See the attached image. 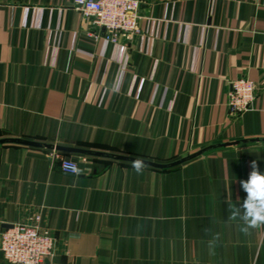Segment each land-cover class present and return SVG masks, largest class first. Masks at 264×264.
Masks as SVG:
<instances>
[{
    "label": "crops",
    "instance_id": "1",
    "mask_svg": "<svg viewBox=\"0 0 264 264\" xmlns=\"http://www.w3.org/2000/svg\"><path fill=\"white\" fill-rule=\"evenodd\" d=\"M241 76L257 98L233 117ZM7 138L41 146L0 143V240L39 216L56 239L41 264H264V229L244 236L225 201L250 161L264 172V0H142L117 43L74 0H0Z\"/></svg>",
    "mask_w": 264,
    "mask_h": 264
},
{
    "label": "built area",
    "instance_id": "2",
    "mask_svg": "<svg viewBox=\"0 0 264 264\" xmlns=\"http://www.w3.org/2000/svg\"><path fill=\"white\" fill-rule=\"evenodd\" d=\"M75 8L96 26L104 28L106 40L117 43L121 35L132 37L139 32L142 0H74ZM257 98L256 83L247 76L232 81L228 106L233 117L241 116L254 106ZM63 160L57 166L61 169ZM12 224L1 233L0 252L10 264H41L56 251V239L42 231L37 221Z\"/></svg>",
    "mask_w": 264,
    "mask_h": 264
},
{
    "label": "clouds",
    "instance_id": "3",
    "mask_svg": "<svg viewBox=\"0 0 264 264\" xmlns=\"http://www.w3.org/2000/svg\"><path fill=\"white\" fill-rule=\"evenodd\" d=\"M113 91H118V89H113ZM131 166L134 172L140 175L143 174L146 163L142 159H134L131 161ZM249 167L251 171L247 179L239 181L241 189L246 193L244 199L238 203L233 202L232 184H230L226 188L228 197L225 200L228 204L229 222H236L239 232L247 237L252 236L257 230L264 229V172L260 171L257 160L250 161ZM61 171L65 175L78 179L86 171L90 172V169L81 168L75 160H63ZM204 231L206 235L210 234L207 244L211 254L218 246L221 236L220 233H212L210 228Z\"/></svg>",
    "mask_w": 264,
    "mask_h": 264
},
{
    "label": "water",
    "instance_id": "4",
    "mask_svg": "<svg viewBox=\"0 0 264 264\" xmlns=\"http://www.w3.org/2000/svg\"><path fill=\"white\" fill-rule=\"evenodd\" d=\"M5 142H15V143H30L32 145H35V146H41V144H38V143H35V142H27V141H23L21 139H15V138H7V139H1L0 140V143H5ZM67 150H70L69 148H66ZM203 151L199 152L202 153Z\"/></svg>",
    "mask_w": 264,
    "mask_h": 264
}]
</instances>
